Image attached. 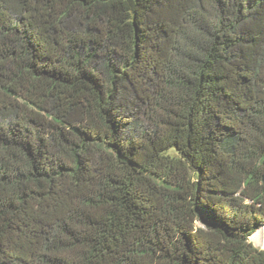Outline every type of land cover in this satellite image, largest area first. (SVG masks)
<instances>
[{
	"label": "trees",
	"instance_id": "1",
	"mask_svg": "<svg viewBox=\"0 0 264 264\" xmlns=\"http://www.w3.org/2000/svg\"><path fill=\"white\" fill-rule=\"evenodd\" d=\"M264 0H0V264H264Z\"/></svg>",
	"mask_w": 264,
	"mask_h": 264
},
{
	"label": "rangeland",
	"instance_id": "2",
	"mask_svg": "<svg viewBox=\"0 0 264 264\" xmlns=\"http://www.w3.org/2000/svg\"><path fill=\"white\" fill-rule=\"evenodd\" d=\"M262 228H264V225L257 229L251 236L250 240L254 243V245L259 249H264V244H262V241H264V231H262ZM261 232V233H260ZM253 237V238H252ZM263 239V240H262Z\"/></svg>",
	"mask_w": 264,
	"mask_h": 264
},
{
	"label": "bare ground",
	"instance_id": "3",
	"mask_svg": "<svg viewBox=\"0 0 264 264\" xmlns=\"http://www.w3.org/2000/svg\"><path fill=\"white\" fill-rule=\"evenodd\" d=\"M263 231H264V228H262V231H261V232H263ZM261 232H260V233H261ZM252 238H253V237H252ZM262 240H263V239H262ZM262 244H264V241H262Z\"/></svg>",
	"mask_w": 264,
	"mask_h": 264
},
{
	"label": "water",
	"instance_id": "4",
	"mask_svg": "<svg viewBox=\"0 0 264 264\" xmlns=\"http://www.w3.org/2000/svg\"><path fill=\"white\" fill-rule=\"evenodd\" d=\"M263 183H264V175H263Z\"/></svg>",
	"mask_w": 264,
	"mask_h": 264
}]
</instances>
